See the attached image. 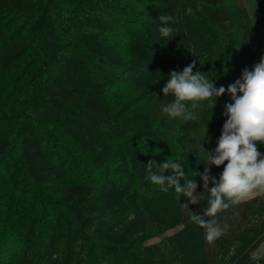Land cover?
Here are the masks:
<instances>
[{"label": "trees", "instance_id": "16d2710c", "mask_svg": "<svg viewBox=\"0 0 264 264\" xmlns=\"http://www.w3.org/2000/svg\"><path fill=\"white\" fill-rule=\"evenodd\" d=\"M136 1L37 0V8L34 10L36 13L33 15L41 12L48 14L52 10L55 12V18L60 23L68 24L73 33L93 32L100 37L107 27H112L111 31L135 35V31L140 28L135 29L133 26L141 23L147 28L149 25L146 20L147 10H152L151 13L157 18L158 29L161 26L158 19L161 14L174 16L175 23L169 25L175 29L172 39L158 35L159 41H164L167 48V52L162 51L161 55L165 56V62L168 64L163 69L159 67V63L150 61L151 92L145 97L142 108L146 123L152 126V136L159 140L158 145L164 156H173V161L183 164L184 171L189 167L184 166L187 159L193 161L198 158L197 162L191 161V164L195 166V172L202 174L206 167L204 161L208 156L206 151L216 147L222 126L227 119L223 115L225 105L232 102L231 96L225 92L223 96L216 98L212 110L207 107L206 102L200 104L194 110L195 119L185 121L161 114V100L166 97L162 88L171 71L181 72L193 61L196 62L193 72L206 74L217 88L224 86L227 89L230 84L241 78L245 68L252 70L255 35L250 16L242 0ZM24 5L25 0H0V264L263 262L262 258L258 259L254 255V250L264 239V193L259 191L253 198L232 205L217 215L216 219L220 225L227 224L229 228L213 244H209L205 238V229L192 223L188 211L181 208L182 203H187V198L183 196L180 201H176V212L168 213L159 220V224H155L149 219L151 214L144 206L145 201L141 199L137 181L131 182L127 193L118 189L113 191L112 195L106 196L102 192L98 193L91 183L83 182L82 177L89 174L88 170L92 169L96 177H104L108 173L107 168L97 172L99 169L96 166L100 165L98 159L90 162L87 170L79 164L75 166L73 173L69 171L63 175L48 176L40 172L38 180L32 184L31 176L35 167H40L41 171H61L62 168L55 165L53 168L46 167L49 151L36 134L33 118L26 114V103L52 107L56 118L86 135L90 132L89 126L74 116L72 111L89 116L95 123H101L103 116L89 109V98L72 91L77 88V80L68 72V67L56 77L61 87L52 83L42 84L30 94V99L21 101L23 95L16 86L28 77L25 70L28 58H24L27 51L24 36L16 37L15 30L12 29V32H9L7 23H14L25 15ZM189 7L193 9L194 15L186 14ZM28 17L22 22L21 32L28 29ZM5 18L9 20L5 22ZM18 57L24 61L18 66L12 65ZM76 63L92 87L100 93L107 91L109 82L102 78L112 77L109 74L114 71L111 66L106 67L111 71L97 72L93 68L94 62L91 61L89 53L82 55ZM43 64L51 66V63ZM17 79L18 85L13 86ZM169 97L171 101L174 99L171 95ZM101 103L111 111L115 110L112 104L104 101ZM22 136L31 148L28 159L23 155L21 162L11 161L10 157H15V151L22 143ZM200 143L206 151L198 148ZM153 144L156 145L155 141ZM262 145L264 146L259 142L256 144L260 152ZM100 150L99 154L102 153ZM162 163L164 162L160 164ZM223 167L211 166L210 174L218 180ZM187 176L197 182V192H202L201 202L197 205L189 204V209L203 215L202 210L207 207L208 190L203 189L200 175ZM180 184L183 186L185 180L181 179ZM212 186L214 185L209 183V187ZM155 190L156 185L149 184L148 191ZM171 192L176 197L174 189H170L169 193ZM96 193L99 194L97 200L94 197ZM84 201H89L86 206L81 204ZM169 207L171 209V206ZM92 219L100 226L89 228V220ZM55 221L64 226V231L58 245L46 255V238L49 234L47 228ZM40 229L41 232L37 234L34 243L31 246L26 244L25 238ZM167 229H171L169 235L161 237L157 242L146 243L147 239L164 234Z\"/></svg>", "mask_w": 264, "mask_h": 264}, {"label": "rangeland", "instance_id": "374dc122", "mask_svg": "<svg viewBox=\"0 0 264 264\" xmlns=\"http://www.w3.org/2000/svg\"><path fill=\"white\" fill-rule=\"evenodd\" d=\"M138 1L140 0L136 2ZM242 2L250 16L255 35L253 68L264 56V0H242ZM23 7L25 15L14 23H7L9 32L15 30L16 37L19 35L24 36V45L26 51H29V53L25 51L26 57H24L25 59L28 58L25 64L28 77L19 86H16L17 90L19 89V92L23 95L21 101L30 99V94L38 90L42 84L52 83L61 87L57 83L56 77L61 71H65V67H68V72L72 73L77 80V88L72 91L89 98L91 100L89 109L103 116L101 123H95L89 116L72 111L74 116L89 126L90 132L86 135L84 132L75 131L65 121L56 118V112L53 111L52 107L38 106L32 103L28 105L26 103V114L33 118L36 125V134L46 150L49 151V161L46 167L53 168L55 165L62 168L61 171H54V169L41 171L40 167H35L31 176L32 184L38 180L40 172H44L48 176L63 175V173L69 171L73 173L75 166H79V164L87 170L88 164L98 159L100 165L96 166L99 169L97 172L104 171L107 168L108 173L104 177H96V175H93L92 169L91 171L88 170L89 174L82 177L83 182L91 183L98 193L102 192L106 196L107 194L112 195L113 191L118 189H123L127 193L131 188V182L137 181L141 199L145 201L144 206L151 214L150 221L159 224V220L167 216L168 213L176 212L177 198L172 192L169 193L170 191L168 193L160 191L157 185V190L148 191V186L152 183L146 179L148 175L146 165L149 161H155L159 165L161 162L173 158L166 152L164 153L167 156L162 153L163 150L158 145L159 140L152 136V126L146 123L147 119L142 108L145 97L151 92L149 90L151 85L150 61L154 60L159 63L161 65L159 67L163 69L168 64L165 62V56L161 55L162 51L165 53L166 50L167 52V48H165L164 41L162 43L159 41L157 18L151 13V7L148 6L151 12L146 11V20L149 22L147 28L140 23L132 27L140 28L135 31V35H126L111 31L113 28L107 27L101 37L95 33L93 34V32L73 33L71 31L73 29L68 24L60 23L55 18V12L52 10L48 14L41 12L33 15L34 10L37 8V0H25ZM62 9L65 10V7ZM27 17L28 29L21 32L23 29L21 27L22 22ZM6 20H9V18H5V22ZM87 53H89L91 61L93 60V68L97 72L108 70L106 67L109 66L113 68L111 70H114H108L111 71L109 73L112 76L111 78L108 76L102 78L109 82V87L104 93L98 92L85 80L76 63L82 55ZM105 60H107L106 65ZM22 61L24 59L18 57L15 60L16 63H12V65L18 66ZM44 62L51 63V68L49 65H46V67L43 64ZM22 83L24 84L22 85ZM15 85H18V79L14 82L13 86ZM63 88L69 89L68 87ZM169 98V96H166L163 101L161 100L162 104L171 102ZM102 101L112 104L115 110L111 111L110 108L101 103ZM21 140V145L15 151V157H10L11 161L21 162L23 155L28 159V152L31 149L29 142L24 136L21 137ZM153 141L156 145L153 144ZM99 150L102 153L99 154ZM260 150L264 154L263 145ZM191 161V159H187L186 165H184H189L185 171L186 175H194L193 169L195 166L191 164ZM194 161L197 162L198 158L193 159L192 162ZM156 168L154 166L153 171ZM165 174L169 173L166 172ZM71 178L74 179L72 175ZM98 193L94 195L95 199H98ZM88 202L84 201L81 204L86 206ZM169 206H171V209ZM91 215L93 214L91 213ZM96 225L95 220H89V228H95ZM60 226L59 221H55L47 228L49 234L46 238V255H49L59 243V238L62 231H64V226ZM37 231L25 238L26 244L31 246L34 243L41 229L39 232ZM170 233L171 229H167L164 234L150 237L146 240V243L157 242L161 237ZM254 255L262 258L264 263V239L254 250Z\"/></svg>", "mask_w": 264, "mask_h": 264}, {"label": "clouds", "instance_id": "9594fccd", "mask_svg": "<svg viewBox=\"0 0 264 264\" xmlns=\"http://www.w3.org/2000/svg\"><path fill=\"white\" fill-rule=\"evenodd\" d=\"M186 14L195 13L189 7ZM158 19L161 22L158 29L160 36L171 40L175 29L169 25L175 23L174 16L161 14ZM195 65L193 61L181 72H170L162 93L174 99L161 105L160 112L171 119L194 120V110L200 104L206 102L212 110L216 98L225 92L231 96L232 102L225 105L223 115L227 119L216 147L206 151L201 143L198 145V148L208 153L204 161V172L193 173L194 176L200 175L203 189L209 193L207 207L202 210L203 215L189 209V204L197 205L201 202L202 192H197V182L188 178L181 162L167 159L157 165L155 161H149L146 165V179L159 186L164 193L174 189L178 201L181 196L187 198V203H182L181 208L188 211L192 223L205 229L206 241L213 244L229 228L227 224L220 225L217 215L232 205L253 198L257 191L264 193V154L256 147L257 142L264 144V56L252 70L245 68L241 78L227 89L224 86L217 88L213 80H209L202 72L194 73ZM213 165L224 166L218 180L210 174ZM154 166L157 167L155 172ZM166 172L169 174L166 175ZM181 179L185 180L183 186L180 184ZM209 183L214 186L209 187ZM204 217L211 219L205 220Z\"/></svg>", "mask_w": 264, "mask_h": 264}, {"label": "built area", "instance_id": "2783aa9c", "mask_svg": "<svg viewBox=\"0 0 264 264\" xmlns=\"http://www.w3.org/2000/svg\"><path fill=\"white\" fill-rule=\"evenodd\" d=\"M256 256V255H255ZM258 257V256H257ZM258 259H260V257H258ZM256 264H264L263 262H260V260H257Z\"/></svg>", "mask_w": 264, "mask_h": 264}]
</instances>
